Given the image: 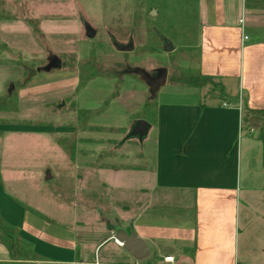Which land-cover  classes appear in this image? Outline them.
I'll return each mask as SVG.
<instances>
[{"label":"crops","instance_id":"1","mask_svg":"<svg viewBox=\"0 0 264 264\" xmlns=\"http://www.w3.org/2000/svg\"><path fill=\"white\" fill-rule=\"evenodd\" d=\"M195 8L200 75L219 85L227 98L159 102L155 122L147 120L156 134L147 133L140 141L144 145L151 136L150 149L123 153L127 161L109 163L107 169L98 164L99 174L115 182L123 177V183L115 185L124 186L127 193V214L117 218L110 237L96 251L109 238L117 247L119 227L147 242L148 259L155 254L151 264H264V208H256L264 206V199H255L264 194V140L243 120L247 109H264V0H196ZM77 20L47 14L29 21H0V28L18 25L28 36L36 30L79 32ZM30 57L0 59L1 140L6 127L17 128L21 138L36 126V94L48 88L50 75L40 72L44 66L38 67L39 73L37 68L28 73ZM10 68L14 73L18 68L12 78ZM69 76H56L55 81L62 84ZM46 106L39 108L41 115ZM132 126L115 124L118 129ZM31 173L26 167L0 170V230L11 231H0V264H79L77 241L64 231L45 230L31 214L30 204L21 200L33 201ZM165 202L172 212L162 210ZM149 243L157 248L155 253ZM163 243L170 247L168 252L161 251ZM124 251L126 261H114V249L95 264H142ZM167 256L173 260L166 261Z\"/></svg>","mask_w":264,"mask_h":264},{"label":"rangeland","instance_id":"2","mask_svg":"<svg viewBox=\"0 0 264 264\" xmlns=\"http://www.w3.org/2000/svg\"><path fill=\"white\" fill-rule=\"evenodd\" d=\"M195 6L196 0H0V21H29L32 16L47 14L79 21V32L36 30L28 36L18 25L4 31L0 28V59L17 62L24 55L31 56L25 59L28 73L46 66L50 53L64 64L63 69L40 71L50 75L49 85L36 94L32 133L20 138L17 128L6 127L1 132L0 170L26 167L32 172L28 187L33 201L19 198L30 204L31 214L43 222L45 230L64 231L77 241L79 264L104 262V256H109L105 253L114 249V261H126L123 257L128 254L119 244L115 247L113 238L96 251V246L110 237L117 218L127 214V193L124 186L115 185L123 183V177H115V182L114 177L99 174L97 166L105 164L107 169L109 163L124 164L127 160L121 154L150 149L155 126H149L151 136L146 144L142 145L138 136L123 142L137 120L155 122L159 102L201 99L205 103L227 98L219 85L200 75ZM86 23L97 30L96 37L87 36ZM163 38L171 43V51L165 49ZM115 42L132 49L122 51ZM15 69L14 74L9 73L11 78L18 71ZM68 73L62 84L55 81L56 76ZM189 80L204 86L192 85ZM44 104L46 114L41 115L39 108ZM128 122L131 128L115 127ZM254 125L256 134L261 135L263 123ZM12 190L10 193H15ZM255 199H264V194ZM256 208L264 206L257 204ZM162 210L172 212L171 204L165 202ZM149 246L153 253L157 251L154 244ZM169 250L168 245H161L162 252ZM154 259L155 254L142 264L154 263Z\"/></svg>","mask_w":264,"mask_h":264},{"label":"water","instance_id":"3","mask_svg":"<svg viewBox=\"0 0 264 264\" xmlns=\"http://www.w3.org/2000/svg\"><path fill=\"white\" fill-rule=\"evenodd\" d=\"M86 30H87V36L89 38H94L97 35V30L93 28L90 24L86 23ZM163 42L165 45V49L168 51L172 50L171 43L165 38H163ZM114 45L122 50V51H129L132 49L131 45H123L119 42H115ZM47 65L42 68V71L50 72L54 69L61 68L63 63L62 59L54 54L50 53L47 58ZM166 70H163L162 74H165ZM149 122L144 119L138 120L134 128L132 129L131 133H129L125 138L124 141L131 139L132 137L138 136L141 140H144L145 136L147 135L148 128H149ZM116 241L121 242L122 247L129 253L132 254V256L137 261H144L148 259L151 255V251L148 247V244L146 241H144L142 238L138 237L135 231H132L130 234L122 228L116 229V235H115Z\"/></svg>","mask_w":264,"mask_h":264},{"label":"trees","instance_id":"4","mask_svg":"<svg viewBox=\"0 0 264 264\" xmlns=\"http://www.w3.org/2000/svg\"><path fill=\"white\" fill-rule=\"evenodd\" d=\"M116 69V68H115ZM130 69V68H129ZM129 69H125V70H123L124 72H130L129 71ZM114 71V70H113ZM113 71H111L110 73L111 74H113V73H116V72H113ZM113 72V73H112ZM156 73V72H155ZM154 73V74H155ZM118 74V73H117ZM31 75L30 74H28L27 75V77H30ZM205 79H207L208 81H210V79L209 78H205ZM193 80H195V79H193ZM193 80H189V83L190 84H192V85H196V86H199V87H201V86H204L202 83H200V85H197L198 84V82L196 81H193ZM149 101V100H148ZM257 117V118H256ZM244 119V124H245V127L247 126V127H253V126H255L254 125V123H256V121L257 122H262L263 123V125H264V109H259V110H254V109H247L246 111H245V113H244V117H243ZM256 118V119H255ZM253 121H252V120ZM260 139H262V140H264V126H263V128H262V131H261V135H260ZM130 140V139H129ZM1 230H4L3 228L1 229Z\"/></svg>","mask_w":264,"mask_h":264},{"label":"built area","instance_id":"5","mask_svg":"<svg viewBox=\"0 0 264 264\" xmlns=\"http://www.w3.org/2000/svg\"><path fill=\"white\" fill-rule=\"evenodd\" d=\"M165 260L168 261V262H171L173 260V257L172 256H167V257H165Z\"/></svg>","mask_w":264,"mask_h":264},{"label":"bare ground","instance_id":"6","mask_svg":"<svg viewBox=\"0 0 264 264\" xmlns=\"http://www.w3.org/2000/svg\"><path fill=\"white\" fill-rule=\"evenodd\" d=\"M117 242H118V244L122 245L121 242H119V241H117Z\"/></svg>","mask_w":264,"mask_h":264}]
</instances>
